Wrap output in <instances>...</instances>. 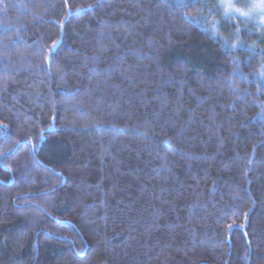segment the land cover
Wrapping results in <instances>:
<instances>
[{
	"label": "trees",
	"instance_id": "1",
	"mask_svg": "<svg viewBox=\"0 0 264 264\" xmlns=\"http://www.w3.org/2000/svg\"><path fill=\"white\" fill-rule=\"evenodd\" d=\"M220 0H0V264H264V30Z\"/></svg>",
	"mask_w": 264,
	"mask_h": 264
},
{
	"label": "rangeland",
	"instance_id": "2",
	"mask_svg": "<svg viewBox=\"0 0 264 264\" xmlns=\"http://www.w3.org/2000/svg\"><path fill=\"white\" fill-rule=\"evenodd\" d=\"M259 3L260 0H220V5L224 7L227 14L234 15L236 20L247 25L254 24L264 30V12L253 7Z\"/></svg>",
	"mask_w": 264,
	"mask_h": 264
},
{
	"label": "snow or ice",
	"instance_id": "3",
	"mask_svg": "<svg viewBox=\"0 0 264 264\" xmlns=\"http://www.w3.org/2000/svg\"><path fill=\"white\" fill-rule=\"evenodd\" d=\"M228 7H231V5H228ZM254 8H259L261 12H264V0H260V3L258 5H253Z\"/></svg>",
	"mask_w": 264,
	"mask_h": 264
}]
</instances>
